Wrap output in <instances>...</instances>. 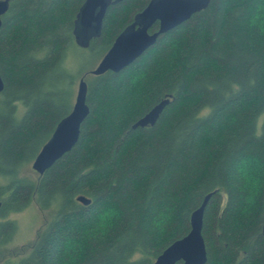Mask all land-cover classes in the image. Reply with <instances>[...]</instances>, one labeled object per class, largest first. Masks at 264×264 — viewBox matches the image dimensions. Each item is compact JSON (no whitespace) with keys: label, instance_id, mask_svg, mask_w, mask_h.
I'll use <instances>...</instances> for the list:
<instances>
[{"label":"trees","instance_id":"1","mask_svg":"<svg viewBox=\"0 0 264 264\" xmlns=\"http://www.w3.org/2000/svg\"><path fill=\"white\" fill-rule=\"evenodd\" d=\"M8 1L0 199L4 211L32 201L54 211L18 264H152L188 233L210 192L205 264H264V0H210L127 67L100 75L70 68V52L99 62L149 0L110 5L85 48L73 35L83 0ZM81 77L89 114L78 140L34 179L26 167L70 112ZM165 97L154 125L131 127ZM12 227L0 222V249Z\"/></svg>","mask_w":264,"mask_h":264},{"label":"water","instance_id":"2","mask_svg":"<svg viewBox=\"0 0 264 264\" xmlns=\"http://www.w3.org/2000/svg\"><path fill=\"white\" fill-rule=\"evenodd\" d=\"M118 1L120 0H83L73 26L74 40L79 47H87L91 39L100 36L108 7ZM209 3L210 0H149L146 6L135 14L133 21L115 37L110 48L89 73L100 75L106 71L122 70L152 46L159 35L188 20L194 13L205 9ZM8 5V0H0V26L1 16L8 9ZM155 22L158 23V28L150 31ZM3 87L0 74V92ZM86 92L87 85L81 77L70 112L58 122L50 138L41 146L31 163L32 169L38 174L41 175L76 144L80 126L89 114ZM170 100V97L161 99L131 127L135 129L154 125ZM212 194L213 192L206 194L201 204L191 212L188 233L164 248L152 264H176L179 261L182 264L206 263L207 250L201 232L204 210ZM76 200L82 204L91 202V199L84 195H78ZM262 232L264 233V221Z\"/></svg>","mask_w":264,"mask_h":264},{"label":"rangeland","instance_id":"3","mask_svg":"<svg viewBox=\"0 0 264 264\" xmlns=\"http://www.w3.org/2000/svg\"><path fill=\"white\" fill-rule=\"evenodd\" d=\"M70 55L71 59L69 62L67 61V64L75 70L92 69L98 62L94 54H80L78 51H74L70 52ZM77 83L76 80L74 96ZM245 169L250 171L252 169L251 164L246 163ZM26 171L34 179L37 178V172L32 169L31 163L27 165ZM3 182L0 179V184ZM53 213L54 211L52 209H41L35 201H32L25 209L19 212L9 213V217L17 223V230L13 239L0 249V264H18L20 262L19 260L28 254L30 244L34 241L38 231L43 228L45 222Z\"/></svg>","mask_w":264,"mask_h":264},{"label":"flooded vegetation","instance_id":"4","mask_svg":"<svg viewBox=\"0 0 264 264\" xmlns=\"http://www.w3.org/2000/svg\"><path fill=\"white\" fill-rule=\"evenodd\" d=\"M8 196H9V193H6L1 198H6ZM3 203H4V200L0 199V218H1L0 222H9L13 225L11 230H6L5 234L2 235V237L5 239L3 246H5L7 243H9L13 239L16 233V230H17V223L9 217L10 215L9 213H13V211L3 210V207H2Z\"/></svg>","mask_w":264,"mask_h":264}]
</instances>
